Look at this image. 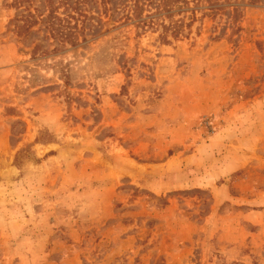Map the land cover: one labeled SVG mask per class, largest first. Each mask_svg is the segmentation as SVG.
I'll use <instances>...</instances> for the list:
<instances>
[{
    "label": "rangeland",
    "instance_id": "374dc122",
    "mask_svg": "<svg viewBox=\"0 0 264 264\" xmlns=\"http://www.w3.org/2000/svg\"><path fill=\"white\" fill-rule=\"evenodd\" d=\"M12 2L0 264H264V0L148 7L76 47Z\"/></svg>",
    "mask_w": 264,
    "mask_h": 264
},
{
    "label": "trees",
    "instance_id": "16d2710c",
    "mask_svg": "<svg viewBox=\"0 0 264 264\" xmlns=\"http://www.w3.org/2000/svg\"><path fill=\"white\" fill-rule=\"evenodd\" d=\"M34 1L13 0L8 6L16 10L24 8L26 12L16 18L22 22L18 29L30 34L39 26L36 32H42L44 39L76 47L102 35L106 19L121 22L141 19L148 7L166 8L179 0H41L42 9L33 8Z\"/></svg>",
    "mask_w": 264,
    "mask_h": 264
}]
</instances>
